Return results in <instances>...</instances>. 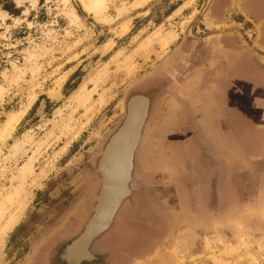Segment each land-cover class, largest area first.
Here are the masks:
<instances>
[{"label": "rangeland", "instance_id": "rangeland-1", "mask_svg": "<svg viewBox=\"0 0 264 264\" xmlns=\"http://www.w3.org/2000/svg\"><path fill=\"white\" fill-rule=\"evenodd\" d=\"M241 1L230 3L223 21L202 25V0H107L97 16L78 0H0V130L9 112L26 109L0 139V227L7 224L0 264H64L62 248L91 216L105 141L132 94L165 82L159 75L180 82L174 97L160 100L140 147L151 227L120 245L112 239H122L121 229L104 232L92 244L97 264H264V175L255 172L261 152L246 148L245 129L264 132V90L244 85L247 68L264 63V38L262 19L247 15ZM70 8L81 28L66 18ZM124 22L127 32L117 35ZM192 25L217 35L204 46L189 38ZM197 53L200 66L217 64V83L232 85L206 95L198 80L189 90L195 68L185 60ZM216 101L214 148L192 133L198 110L212 113ZM145 236L148 245L137 243Z\"/></svg>", "mask_w": 264, "mask_h": 264}, {"label": "flooded vegetation", "instance_id": "flooded-vegetation-1", "mask_svg": "<svg viewBox=\"0 0 264 264\" xmlns=\"http://www.w3.org/2000/svg\"><path fill=\"white\" fill-rule=\"evenodd\" d=\"M232 2H234V0H202L201 4L199 5V12L197 14L196 22L201 23L203 25V21H202L203 19L205 20L207 19L213 22L223 21L224 19H226V14L230 10L229 9L231 8L230 3ZM241 3L243 4L244 11L247 13V15H252L253 17L257 16L262 19L261 20V27L263 29L262 37L264 38V0H242ZM249 23H252V20L247 17L246 22H244L243 24H245L249 28L250 26ZM195 26L196 25H192L191 31H188L190 33L189 38H192V40H200V42L203 43L204 46L207 45L204 44V40L207 37L211 35H217L211 32L205 34L206 32H204L203 30L196 32V30H194ZM198 54L199 53L195 54L194 57L191 58V60H188L189 58L187 59L188 61L185 60V62H187L188 64V69L191 68L192 70L193 68L196 69L200 66V62L202 60L199 59ZM159 76L160 79L162 80L166 79L165 80L166 83L159 82V84H155V85L151 84L148 87L147 92L143 94L140 92L132 94L134 96H132L129 99L125 107V114L123 119L121 120L116 130L112 132L105 141L103 148L100 151L98 158L95 162L96 163L95 172L99 178V184L97 186V193H96L97 196L101 187V174L98 172V165L100 163L102 153L104 152L106 147L112 142L114 137H116L120 133L119 140L117 141L119 142V146L116 152V156L118 161H120L119 159L122 157H124V159L129 158L131 161L130 180L127 184L129 188V194L121 201L110 226L100 234L102 235L104 234V232L113 229L115 228V226H117L118 229L122 230L121 231L122 239L120 241H115L112 239V241L118 245L124 243L126 240H129L131 232H136L138 230L148 231L149 227H151L150 218L148 219L147 216L148 215L151 216L153 212L152 209L150 208V212L147 213L146 207H144L145 206L144 201L148 198L145 195L144 193L145 191H143L141 186L143 180L141 179V174H140L141 154H142L140 147L143 144L147 126L150 120L154 117L156 109L160 104V100H162L166 96L172 97L174 94L173 93L174 89H176L177 85L179 84L178 82H180L179 81L180 77L165 78V76H161V75ZM145 86L146 85L144 83L141 84V87H145ZM135 103L137 106L135 107V113H133L132 111ZM94 205H95V201L93 207ZM93 207L91 210V215L93 213ZM143 207H144V211H143ZM144 212L147 214H145ZM100 235H98L96 238H98ZM77 236H74L68 240V243L65 244V246L62 248L59 257L62 259L64 264H84V263L97 264L98 255L92 249V244L94 243L96 238H94L87 246V251L90 254L89 258L81 259L76 263L74 259H70L68 257L67 246ZM131 241L132 238L130 242ZM136 241L141 245H148L150 239L149 237L145 236L144 238L137 239ZM133 245L134 246L137 245L136 242H132L130 246L134 247ZM77 250L78 252H80V248Z\"/></svg>", "mask_w": 264, "mask_h": 264}, {"label": "water", "instance_id": "water-1", "mask_svg": "<svg viewBox=\"0 0 264 264\" xmlns=\"http://www.w3.org/2000/svg\"><path fill=\"white\" fill-rule=\"evenodd\" d=\"M119 136L120 133L114 137L102 153L98 165V172L101 174V187L95 197L93 213L81 233L67 246L68 257L74 259L76 263L90 257L87 246L110 226L121 201L129 194L127 184L130 180L131 161L124 157L120 158V161L117 160ZM79 244H82V252H78L76 249Z\"/></svg>", "mask_w": 264, "mask_h": 264}, {"label": "crops", "instance_id": "crops-1", "mask_svg": "<svg viewBox=\"0 0 264 264\" xmlns=\"http://www.w3.org/2000/svg\"><path fill=\"white\" fill-rule=\"evenodd\" d=\"M206 65L199 66L188 77V87H189L188 89L189 90H190L191 87H193L195 89L196 88L195 85H198V82L201 81V80L204 82V85H203L204 88L207 89V90L205 89V91H206L205 94L206 95L208 93H211V92H213V93H217V91L220 92L223 89L222 85H228L229 86L231 83H233L231 81L230 82L229 81H223V82L220 81L219 83H217V73H218L217 72V64H213V65L208 64V66H206ZM212 66H213V71H214L213 75H211L209 73L211 71V69H212L211 68ZM247 73L249 75H248V77H247V79H246V81L244 83V85L247 87V89L248 88L251 89L253 87H258L261 90H264V63L261 64V65H258L256 68H253V67H251L250 69L247 68ZM254 74H255L256 77L260 76V79L259 78H255ZM218 81H219V79H218ZM210 83H211V85H214L213 88L209 87L208 84H210ZM217 89H219V90H217ZM195 91H196V89H195ZM226 93H228V92H226ZM248 93H245V95H248ZM248 99L249 100L253 99V96L251 98H248ZM223 100H224L223 97H220V103L221 104L223 103ZM261 104H262L261 108L260 107H258V108H259V110L261 112V117L264 118V95H261ZM213 107H214V109L216 111L214 110L215 112L212 111V113L210 112L211 111L210 109L208 110L209 112L207 110L206 111L198 110V111H201L202 113L198 114L199 116L196 118V123L197 124L193 128L194 129L193 130L194 133H192V134H196V135H198L201 138L203 137L204 140L207 141L208 145L212 144L213 147L215 148V147H217V101H216V106H213ZM249 108H250V111H252V114L253 113L255 114L252 105H250ZM196 112L197 111H195V114H196ZM245 115L248 116L247 114H245ZM251 117H253V115H251ZM246 118H248V117H246ZM248 128H249V126H247L245 128L246 131H247L246 132L247 133V137H248L247 140L249 142L248 145H246V148L250 147V150H257L259 153L261 152L260 154L257 155V159H256L257 164L255 165V166H259L258 167L259 168V172L258 171H255V172L259 173L260 175H264V168H263L264 167V132H262L261 134H258L256 136L253 133H251ZM229 144H232V142L230 141ZM201 146H202V144H201ZM262 198H264V196L261 195L260 198H259V201H262ZM259 201H257L255 203L256 205L255 204L253 205L254 208L257 207V203H260Z\"/></svg>", "mask_w": 264, "mask_h": 264}, {"label": "bare ground", "instance_id": "bare-ground-1", "mask_svg": "<svg viewBox=\"0 0 264 264\" xmlns=\"http://www.w3.org/2000/svg\"><path fill=\"white\" fill-rule=\"evenodd\" d=\"M61 3L64 6H68L69 4V0H60ZM82 9L85 10L87 13H93L94 16H97V14L99 13H103L106 8H107V0H78ZM66 18L68 19L69 23L71 25L76 26V28H81L82 24L79 22L73 8H70L67 12H66ZM105 16V15H104ZM103 18V16H102ZM104 21L105 23L109 24L112 22L110 17L105 16L104 17ZM129 26H128V22H124L117 30L116 33L117 35H122L125 32H127ZM89 33V32H88ZM111 42H108L106 44H104L102 47L106 50V48H108L110 46ZM152 48V47H151ZM151 48H145L144 49V53L148 54L149 52L153 51V49ZM97 77V76H96ZM63 77H60L57 80V84H59L61 82ZM60 85V84H59ZM30 102V101H29ZM136 103L133 107V113H135V107H136ZM25 108L21 109L19 111H14V112H9L6 119L4 120L3 123V127L0 130V139H3V137L6 135L7 132H10L14 129L15 125L17 124V122L19 121V119L22 117V115L25 112ZM17 190V189H15ZM14 190V191H15ZM14 191L12 193H14ZM19 193V192H17ZM14 195V194H13ZM12 194H10L9 197L13 196ZM9 202V201H8ZM1 205V204H0ZM0 217H1V207H0ZM9 221V220H8ZM11 221V220H10ZM9 221V223H10ZM7 228V224L5 226H3L2 228L0 227V237L3 234L4 230ZM9 228V227H8ZM82 249V244H79L76 249Z\"/></svg>", "mask_w": 264, "mask_h": 264}]
</instances>
